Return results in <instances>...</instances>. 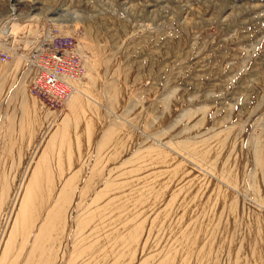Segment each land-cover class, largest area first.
I'll return each mask as SVG.
<instances>
[{
  "label": "rangeland",
  "instance_id": "obj_1",
  "mask_svg": "<svg viewBox=\"0 0 264 264\" xmlns=\"http://www.w3.org/2000/svg\"><path fill=\"white\" fill-rule=\"evenodd\" d=\"M13 1L30 34L72 36L85 73L62 120L10 34L0 264L27 263L48 227L44 264H264V0ZM24 176L31 220L4 239Z\"/></svg>",
  "mask_w": 264,
  "mask_h": 264
},
{
  "label": "built area",
  "instance_id": "obj_2",
  "mask_svg": "<svg viewBox=\"0 0 264 264\" xmlns=\"http://www.w3.org/2000/svg\"><path fill=\"white\" fill-rule=\"evenodd\" d=\"M13 7V3L8 5L7 16L0 26V61L9 57L11 49L8 44L11 33L6 35L2 31L10 28L16 17ZM47 26L43 37L27 56L31 70L28 92L47 110L59 113L75 90V84L82 80L85 65L73 37Z\"/></svg>",
  "mask_w": 264,
  "mask_h": 264
},
{
  "label": "bare ground",
  "instance_id": "obj_3",
  "mask_svg": "<svg viewBox=\"0 0 264 264\" xmlns=\"http://www.w3.org/2000/svg\"><path fill=\"white\" fill-rule=\"evenodd\" d=\"M15 8L16 7H13V9H14L13 12H14V15L16 16L17 10ZM2 32L6 35L11 33L10 28H6ZM26 169H27V166L25 167L24 172H26ZM29 176H31V175H29ZM24 180H25V176L22 177L21 182L19 184V188H18L16 197H15L14 202H13V208L11 211L12 215H10V218H8V220L6 222V224H7V225H5L6 229H4L5 231H4L3 237H2L4 239H8L9 236H14V235H12L13 234L12 232L15 231V229H14V225H15L14 222L15 221H18V223H20V222H28L31 220L30 214L33 211L32 209H33V206L35 205V203H33L30 206L29 211H28L27 207L24 206L25 202L28 199V193H29L28 188L26 187L27 178H26V181H24ZM35 198H36V196H35ZM23 206L25 207L24 209H23ZM53 210H54V207L52 208V211ZM58 212H60V211L58 210ZM49 213H47L48 214L47 215V221L57 214V212L56 213L53 212V214H51V215ZM15 233H16V231H15ZM27 234H29V232ZM55 235L56 234L54 232H52L50 227H48L44 231L41 230L39 232V234L36 236L32 246H31V249L29 252V259H28L27 263H22V264H44L46 259L50 256V248H52L54 242H56ZM116 261L117 260H109L107 262V264L110 262H111V264H115ZM17 264H21V263L18 262Z\"/></svg>",
  "mask_w": 264,
  "mask_h": 264
},
{
  "label": "crops",
  "instance_id": "obj_4",
  "mask_svg": "<svg viewBox=\"0 0 264 264\" xmlns=\"http://www.w3.org/2000/svg\"><path fill=\"white\" fill-rule=\"evenodd\" d=\"M13 3L15 5H17V3H15V1L10 0L8 2V4H3L0 6V26L3 22V20L6 18L7 16V10H8V5L10 3ZM19 2V1H18ZM32 9L29 5H25L24 9L17 12V15L15 17V19L10 23V31L11 34L13 36V41L16 43V45L18 46V48L29 52L31 49H33L35 47V45L37 44V42L39 41L40 37L42 36L43 30L42 29V25H39V30L38 32H34L33 34H30L29 32V25H30V21H31V13ZM37 15L36 18L40 17V13L35 14ZM30 20V21H29ZM32 20H35V18H32ZM42 21V20H41ZM41 21L39 23H41ZM49 21H51L50 19L45 20V22L49 23ZM45 24V23H43ZM51 25V23H49ZM47 25V24H45ZM44 25V26H45ZM83 93V92H82ZM82 93H79V95H84ZM79 99H77V97L72 98L62 109V120L66 119L68 113H71L75 108H77L79 106ZM60 114V115H61ZM64 115V116H63ZM93 122H96L97 119H92Z\"/></svg>",
  "mask_w": 264,
  "mask_h": 264
}]
</instances>
